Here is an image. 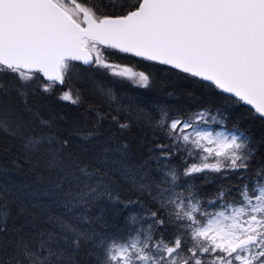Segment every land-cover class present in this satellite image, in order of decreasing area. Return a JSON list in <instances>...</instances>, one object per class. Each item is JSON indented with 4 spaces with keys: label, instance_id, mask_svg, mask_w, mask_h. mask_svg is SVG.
Wrapping results in <instances>:
<instances>
[{
    "label": "snow or ice",
    "instance_id": "obj_1",
    "mask_svg": "<svg viewBox=\"0 0 264 264\" xmlns=\"http://www.w3.org/2000/svg\"><path fill=\"white\" fill-rule=\"evenodd\" d=\"M0 264H264V0H0Z\"/></svg>",
    "mask_w": 264,
    "mask_h": 264
},
{
    "label": "trees",
    "instance_id": "obj_2",
    "mask_svg": "<svg viewBox=\"0 0 264 264\" xmlns=\"http://www.w3.org/2000/svg\"><path fill=\"white\" fill-rule=\"evenodd\" d=\"M125 63L127 67L131 69L133 68L136 72L151 71V69L146 68V65L138 63L136 60H128Z\"/></svg>",
    "mask_w": 264,
    "mask_h": 264
}]
</instances>
